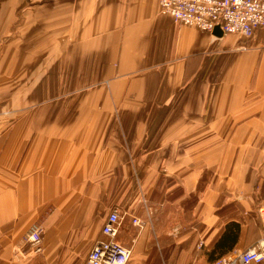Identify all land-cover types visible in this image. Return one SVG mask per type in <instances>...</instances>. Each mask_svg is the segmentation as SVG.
Wrapping results in <instances>:
<instances>
[{"label": "crops", "instance_id": "0c3cea01", "mask_svg": "<svg viewBox=\"0 0 264 264\" xmlns=\"http://www.w3.org/2000/svg\"><path fill=\"white\" fill-rule=\"evenodd\" d=\"M113 208L138 264L181 213L192 264L230 222L228 255L264 237V28L208 34L159 0H0V264H84ZM37 221L42 252L17 250Z\"/></svg>", "mask_w": 264, "mask_h": 264}, {"label": "built area", "instance_id": "2783aa9c", "mask_svg": "<svg viewBox=\"0 0 264 264\" xmlns=\"http://www.w3.org/2000/svg\"><path fill=\"white\" fill-rule=\"evenodd\" d=\"M160 12L169 15L177 24L212 34L218 26L223 35H240L250 38L264 28V1L262 0H159ZM264 216L263 209H260ZM141 227V223L134 220ZM120 218L111 211L101 229L102 237L91 247L84 264H128L130 248L118 243ZM43 228L39 224L29 227L20 240L17 250L27 248L28 253L42 252ZM215 264H264V237L254 246L216 261Z\"/></svg>", "mask_w": 264, "mask_h": 264}, {"label": "rangeland", "instance_id": "374dc122", "mask_svg": "<svg viewBox=\"0 0 264 264\" xmlns=\"http://www.w3.org/2000/svg\"><path fill=\"white\" fill-rule=\"evenodd\" d=\"M112 210L118 212V210L115 208L111 209V211ZM259 214L261 215L260 210H259ZM119 218H120V216H119ZM131 219L132 220L130 222L133 224V226L137 227V229L139 231L142 227H144L146 225L143 221H141L137 218H131ZM121 220H122V218H120V224H121ZM134 220L139 221L142 224L141 227H139L138 224L134 223ZM162 222H163V224H161L162 227L170 228V230L171 229L172 230L171 231L169 230L167 232V234H163L161 237L153 236L151 238L152 241L150 243L157 245L159 242V245L155 246V248H154L155 253L152 255V258H153L152 261L153 262L149 261V262L140 263V264H192V262H191L192 257L191 256L194 255V253L184 251L186 249V247L188 246L187 242L190 240L191 237H187L185 239L184 229H186V228H184L183 226H181V228H179V229L174 228V227L178 226V224H181L184 226H196V225H194L195 224L194 221L189 219V214H186V216H185L184 214L181 213L179 215H175L174 219H171L170 221H167V222L162 221ZM35 223L42 226L40 221L34 222L33 224H35ZM148 223H149L148 227L152 228L150 223L153 224L155 222L152 220ZM119 227H120V225H119ZM42 228H43V226H42ZM180 229H181V232H180ZM43 231H44V228H43ZM118 237H119V234H117L115 240L119 243L121 241H120V239L118 240ZM201 238L204 240L203 237H201ZM134 239L135 238L130 240L129 244H131V246H125V247H128L131 249V247L134 245V241H133ZM202 239L197 241V249H198L197 255L199 258L196 256H193V259H199L200 260V258L205 255L204 252H202V250L204 248V243H203ZM180 249L183 250L184 252L181 251ZM131 251H132V249H131ZM131 259H132V257H131ZM131 259H130V262L128 264H138V263L132 261L133 259L132 260ZM197 263H195V264H197ZM215 263L216 262H214L213 264H215ZM193 264H194V262H193ZM205 264H210V263H208L206 261Z\"/></svg>", "mask_w": 264, "mask_h": 264}, {"label": "trees", "instance_id": "16d2710c", "mask_svg": "<svg viewBox=\"0 0 264 264\" xmlns=\"http://www.w3.org/2000/svg\"><path fill=\"white\" fill-rule=\"evenodd\" d=\"M240 232L238 223L230 222L225 227L221 236L214 242L210 251L205 252L206 261L213 264L217 260L228 255L227 249H232Z\"/></svg>", "mask_w": 264, "mask_h": 264}, {"label": "water", "instance_id": "95a60500", "mask_svg": "<svg viewBox=\"0 0 264 264\" xmlns=\"http://www.w3.org/2000/svg\"><path fill=\"white\" fill-rule=\"evenodd\" d=\"M213 32H214L215 34H217V35L222 34V32H221V30H220V28H219L218 26L214 29Z\"/></svg>", "mask_w": 264, "mask_h": 264}]
</instances>
